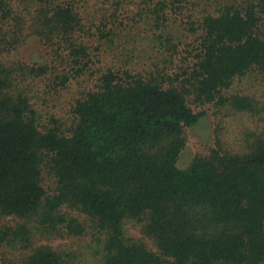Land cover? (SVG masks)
Masks as SVG:
<instances>
[{"label":"trees","instance_id":"16d2710c","mask_svg":"<svg viewBox=\"0 0 264 264\" xmlns=\"http://www.w3.org/2000/svg\"><path fill=\"white\" fill-rule=\"evenodd\" d=\"M216 3L198 29L190 27L202 32L200 50L182 85L165 88L154 77L109 70L97 90L75 101L69 132L54 119L41 129L28 97L11 94L14 71L0 63V218L19 221L0 227V246L28 253L5 264H86L71 252L33 248L39 238L85 237V220L96 238L94 264H264V129L246 153L218 140L208 157L178 165L186 130L204 117L190 107V96L261 116L258 98L233 92V85L264 81V0ZM165 6L154 9L163 30ZM84 21L73 0H0L1 41L16 47L31 34L63 42L76 73L89 62V50L73 41ZM103 31L102 39L113 33ZM43 167L56 180L53 195L43 186ZM133 220L146 221L157 253L128 239Z\"/></svg>","mask_w":264,"mask_h":264},{"label":"rangeland","instance_id":"374dc122","mask_svg":"<svg viewBox=\"0 0 264 264\" xmlns=\"http://www.w3.org/2000/svg\"><path fill=\"white\" fill-rule=\"evenodd\" d=\"M182 1L179 4L175 0H73L85 20L84 28L76 31L73 41L84 44L89 50L87 66L76 73L78 68L71 64L63 42L58 43L61 47L31 34L26 40L21 38L16 47L8 45L9 39L6 43L0 40V63L9 72L14 71L11 94L28 97L31 107L43 119L41 129L47 128L54 119L62 131L69 132L76 119L73 114L75 101L97 90L101 75L109 70H129L132 75L146 79L154 77L163 82L165 88L182 85L195 67L200 50L202 32H192L190 27L198 29L201 16L213 12L217 0ZM159 3L167 5L161 16V22L165 21L167 26L165 31L158 28L154 15ZM23 7L25 5L19 8ZM36 9L30 18L36 16ZM23 11L26 13L24 8ZM2 28L7 30L8 26L2 25ZM109 29L113 32L110 38L102 39L100 32L106 33ZM32 68L34 71H28ZM41 68L45 69L43 73L39 72ZM233 90L255 95L260 101L261 116L232 112L216 104L196 103L195 97L190 96V107L195 113L203 112L204 117L185 132L187 145L179 159V168L186 169L197 156L208 157L218 140L231 152L246 153L253 138L263 133L264 81L254 77L251 82L247 78L235 83ZM225 96L229 97L230 93L226 91ZM42 182L47 193L53 195L56 180L44 167ZM18 222L14 218H0V227H15ZM85 223L89 232L85 237L39 238L34 241L33 248L50 247L64 255L71 252L74 260L85 262L86 259V264H94L92 251L96 247V238L91 221L85 220ZM145 225V220L128 221L127 237L157 253L158 248L146 234ZM26 254L20 248L11 249L6 242L0 246V264L20 261Z\"/></svg>","mask_w":264,"mask_h":264}]
</instances>
